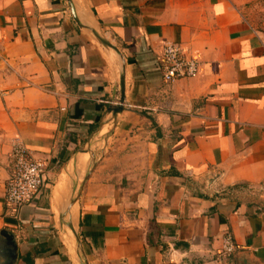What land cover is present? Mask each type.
Wrapping results in <instances>:
<instances>
[{"label":"crops","instance_id":"crops-1","mask_svg":"<svg viewBox=\"0 0 264 264\" xmlns=\"http://www.w3.org/2000/svg\"><path fill=\"white\" fill-rule=\"evenodd\" d=\"M165 40L201 62L197 76L162 81ZM121 74L96 164L99 148L83 151ZM13 137L47 163L17 210ZM84 260L264 264V31L233 0H0V264Z\"/></svg>","mask_w":264,"mask_h":264},{"label":"built area","instance_id":"built-area-1","mask_svg":"<svg viewBox=\"0 0 264 264\" xmlns=\"http://www.w3.org/2000/svg\"><path fill=\"white\" fill-rule=\"evenodd\" d=\"M201 62L195 57L183 53L176 41L165 40L162 44L159 69L161 79L165 83L180 78L198 75ZM9 157L11 173L6 183L5 202L12 209H18L31 202L45 187V172L47 163L43 159L32 157L20 138L10 139ZM236 244L232 234L222 237L221 253L236 252Z\"/></svg>","mask_w":264,"mask_h":264},{"label":"rangeland","instance_id":"rangeland-1","mask_svg":"<svg viewBox=\"0 0 264 264\" xmlns=\"http://www.w3.org/2000/svg\"><path fill=\"white\" fill-rule=\"evenodd\" d=\"M233 1L239 7L240 12L243 15V17L248 22H250L253 27H255L256 29L260 31H264V0H233ZM87 145L88 143H86L84 147H87ZM106 148H107V143L105 142L104 146L97 151L98 156L95 160L96 164L99 161H101L103 155L106 152ZM94 168L93 166H91L89 170H93ZM59 177H60V174H57V179ZM77 257H79V260L81 259L80 256H77Z\"/></svg>","mask_w":264,"mask_h":264},{"label":"bare ground","instance_id":"bare-ground-1","mask_svg":"<svg viewBox=\"0 0 264 264\" xmlns=\"http://www.w3.org/2000/svg\"><path fill=\"white\" fill-rule=\"evenodd\" d=\"M109 118V119H108ZM108 121L106 123V127L103 129H99V131L96 133V136L94 137L93 141L90 143V145L83 151L84 155H88L91 154V152L95 149V148H102L105 144V136L109 130V127L112 123V118L113 115L110 114L108 117ZM98 155L93 156L92 158V162H94L96 160ZM77 155H74L73 157L70 158V160L67 162L65 168H64V174H68L71 173L73 171V169L76 167L77 165Z\"/></svg>","mask_w":264,"mask_h":264},{"label":"water","instance_id":"water-1","mask_svg":"<svg viewBox=\"0 0 264 264\" xmlns=\"http://www.w3.org/2000/svg\"><path fill=\"white\" fill-rule=\"evenodd\" d=\"M95 34L102 44H104L108 47H111L115 51L119 52L115 45H113L112 43H110L109 41L104 39L103 37L99 36L97 33H95ZM123 103H124V82H123V74H121V76H120V94L118 96L117 102L115 104H111L107 108V111L113 115V118L117 115V113H119L123 110V108H124ZM87 176H88V174L85 176V179ZM75 236H76V240L79 244V238H78L77 234H75ZM84 264H88V262L86 260H84Z\"/></svg>","mask_w":264,"mask_h":264}]
</instances>
